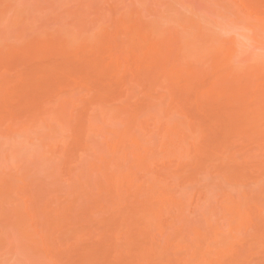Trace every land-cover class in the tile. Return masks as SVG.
<instances>
[{
	"label": "rangeland",
	"instance_id": "1",
	"mask_svg": "<svg viewBox=\"0 0 264 264\" xmlns=\"http://www.w3.org/2000/svg\"><path fill=\"white\" fill-rule=\"evenodd\" d=\"M246 1L0 0V264H264Z\"/></svg>",
	"mask_w": 264,
	"mask_h": 264
},
{
	"label": "bare ground",
	"instance_id": "2",
	"mask_svg": "<svg viewBox=\"0 0 264 264\" xmlns=\"http://www.w3.org/2000/svg\"><path fill=\"white\" fill-rule=\"evenodd\" d=\"M257 3H259L258 0H247V1L245 2L246 6L244 5V6H245V9H246V7L248 6V7H252V8H254L255 10H256V9L258 10V9H259V6H258L259 4H257ZM223 4H224V3H223ZM252 5H255V6L253 7ZM256 5L258 6V8H257ZM225 6H226V4H225ZM255 7H256V8H255ZM254 9H253V10H254ZM247 10H248V8L246 9V11H247ZM249 10H250V9H249ZM259 11H260V10H259ZM247 13H249V12H247ZM258 13H259V12H258ZM241 19H242V18H241ZM236 21H237V20H236ZM239 21H242V20H239ZM258 21H259V20H258ZM261 21H263V20H260L259 22H261ZM237 22H238V21H237ZM242 22H243V21H242ZM235 23H236V22H235ZM239 23H240V25H241V22H239ZM239 23H238V24H239ZM243 23H244V22H243ZM247 23H248V22H247ZM247 23H246V24H247ZM252 23H253V22H252ZM226 24H227V23H226ZM250 24H251V23H250ZM255 24H256V23H255ZM230 25H231V24H230ZM247 25H248L247 27H250V26H252L253 24H251V25L247 24ZM260 25H261V24H260ZM256 26L259 27V24L256 25ZM226 27H227V26H226ZM231 27H232V26H231ZM254 27H255V25H254ZM261 27H262V25H261ZM261 27H260V28H261ZM227 28H228V27H227ZM250 28H251V27H250ZM252 28H253V26H252ZM252 28H251V30H255L254 28H253V29H252ZM255 28H256V27H255ZM263 28H264V27H263ZM228 30H229V29H228ZM256 30L258 31V29H256ZM256 30H255V31H256ZM257 31H256V32H257ZM256 32H254V33H256ZM257 34H258V33H257ZM257 34H254V35H257ZM261 35H262V34L260 33V35H259L260 38H261ZM255 37H257V36H255ZM262 37H263V36H262ZM263 38H264V37H263ZM258 39H259V38H258ZM256 40H257V39H256ZM256 40H255V42H256ZM259 40H260V39H259ZM259 40H258V41H259ZM258 41H257V42H258ZM263 41H264V40H263ZM263 41H261V42L263 43ZM106 42H107V41H106ZM259 43H260V41H259ZM255 44H257V43H255ZM263 44H264V43H263ZM255 46H257V45H255ZM258 46H259V44H258ZM258 46H257V47H258ZM257 47H256V48H257ZM260 47L262 48L261 44H260ZM260 47H259V48H260ZM257 49H258V48H257ZM263 49H264V46H263ZM135 136H136V135H135ZM135 136H133V138H131L130 141H131V142H135L136 145L139 144V143L141 142V143L139 144V146H140L142 143H145V142L147 141L146 138H143V137H141V136H138L139 138H137V136H136V137H135ZM148 139H149V138H148ZM139 140H140V141H139ZM150 140H151V139H150ZM143 141H145V142H143ZM117 143H118V142H117ZM135 143H134V144H135ZM112 144H115V143H112ZM134 144H133V145H134ZM146 144H147V143H146ZM117 148H119V147H117ZM115 150H117V149L115 148Z\"/></svg>",
	"mask_w": 264,
	"mask_h": 264
}]
</instances>
